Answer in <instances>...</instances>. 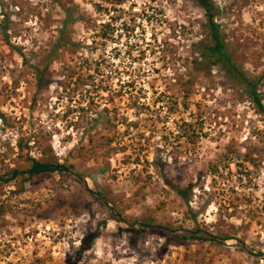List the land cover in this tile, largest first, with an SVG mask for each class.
Listing matches in <instances>:
<instances>
[{"label": "rangeland", "instance_id": "obj_1", "mask_svg": "<svg viewBox=\"0 0 264 264\" xmlns=\"http://www.w3.org/2000/svg\"><path fill=\"white\" fill-rule=\"evenodd\" d=\"M100 1L61 0L85 19L67 28L79 46L60 51L37 89L31 65L64 13L54 0H0V174L51 149L84 178L0 185V264H264V116L223 68L191 69L203 10L123 0L98 13ZM212 2L228 53L257 80L264 0ZM109 21L115 31L101 40ZM257 93L264 106V82ZM95 183L113 203L88 193ZM143 215L188 229L196 216L229 238L166 248L144 234L133 244L129 223Z\"/></svg>", "mask_w": 264, "mask_h": 264}, {"label": "trees", "instance_id": "obj_2", "mask_svg": "<svg viewBox=\"0 0 264 264\" xmlns=\"http://www.w3.org/2000/svg\"><path fill=\"white\" fill-rule=\"evenodd\" d=\"M55 4L61 8L64 13V19L61 22V27L58 29V35L56 40L51 45L48 51L43 52V55L39 59L37 66L31 65L35 71L36 88L39 89L42 80L46 74V70L52 64L53 61L59 58L60 51L67 47L77 48L78 43L66 38L67 28L70 24H73L77 20L84 21L82 17L76 15L74 7L65 5L61 0H54ZM103 1V2H102ZM99 3H95V10L98 13L110 12L108 7H104V4L108 6L114 1V4L121 6L123 0H102ZM197 5L203 10L204 22L201 24L202 36L201 39L192 45V55L189 56L191 60V69L198 70L202 65L210 64L212 66H219L223 68L225 73L232 78L235 82L245 87L244 92L248 95L249 99L255 103L260 113L264 116V106L261 104V99L258 96L259 85L264 82V73L257 80H250L244 74L242 68L238 66L231 55L227 51V45L224 40V35L220 28V25L215 21L217 12L216 5L212 0H196ZM115 21V20H114ZM115 25L111 21L103 24L97 35L101 40L111 39L112 34L115 31ZM1 34L3 39H7L6 27H1ZM19 55L23 59V63H26V58L19 51ZM91 78V77H90ZM95 82L91 81L89 85L94 86ZM83 83H77L75 88ZM87 85V84H86ZM106 90V89H105ZM185 128H190V125H184ZM105 137H100V139ZM89 144L94 143L93 137L88 139ZM108 143V142H107ZM56 174L60 178H73L74 180H80L84 184V178L79 175L73 165L67 164L64 161L58 159L53 153V150H44L41 153V158H36L28 155L25 159V163L22 166L8 170L5 173L0 174V185H9L15 180H20L21 185L33 180H40L48 175ZM170 185V183L167 182ZM95 190H87L89 194L96 198L100 205L108 206L114 202L112 198H109L107 193H103L99 185L95 183ZM178 194H181L180 189H176ZM193 228L188 229L181 226H175L173 224H157L154 218L150 215H143L140 219H136L132 223H129L127 232L130 234L132 243L135 244L137 239H141L144 234H149L163 240V247L169 248L173 245H185L186 243H212L222 244L229 237L216 235L209 232L208 229L203 228L196 222V216H193ZM95 236L88 238V241L81 243L78 251L80 255L93 241ZM162 252L166 249L162 248Z\"/></svg>", "mask_w": 264, "mask_h": 264}]
</instances>
